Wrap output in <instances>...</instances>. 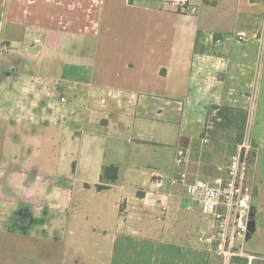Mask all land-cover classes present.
<instances>
[{
  "label": "crops",
  "instance_id": "obj_1",
  "mask_svg": "<svg viewBox=\"0 0 264 264\" xmlns=\"http://www.w3.org/2000/svg\"><path fill=\"white\" fill-rule=\"evenodd\" d=\"M172 1L0 0V54L9 64L2 84L18 91L3 104L5 192H18L13 212L34 223L24 235L61 246L50 264H225L201 241L210 220L169 176L177 146L192 150L193 176L216 172L202 139L208 108L218 105L248 111L259 184L264 0H189L185 10ZM192 101L205 115L196 116ZM177 122V146L155 155L163 172L153 169L144 187L121 180L124 152L106 149L109 138L133 134L128 172L151 163L148 145L170 144ZM108 165L118 178L99 190ZM262 190L263 181L258 202Z\"/></svg>",
  "mask_w": 264,
  "mask_h": 264
},
{
  "label": "rangeland",
  "instance_id": "obj_2",
  "mask_svg": "<svg viewBox=\"0 0 264 264\" xmlns=\"http://www.w3.org/2000/svg\"><path fill=\"white\" fill-rule=\"evenodd\" d=\"M31 43L32 41H30V46L33 47V44ZM11 45L13 47L18 46L15 44ZM35 50L36 48L33 51ZM3 67H9V64L5 65L2 63V54H0V264H41L42 261L46 264H50L51 261L56 263L57 261H60L59 249H61V246L57 247L55 243L51 244V241H39L31 236H28L26 234L24 235L22 231H27L28 227L33 226L34 223L31 224L30 219L26 223L19 222L18 217L20 215L18 214V212H13L16 204H11L10 201L12 202V200H9L11 198L18 200V192L13 188L12 189L14 191L11 190L10 193L5 192V189L7 188H5L6 186H4V179L7 176V171L4 170V167L5 169L9 167L8 164H4V162L9 159L10 154H7V157H5L4 148H8L7 145L9 144L8 141L10 140V138L8 136L9 125L6 119H4L5 112L3 110V104H6L7 100L17 97L18 91L17 88H15V90H9L7 86H4L2 84L4 81V74L2 73L1 68ZM191 105L192 107H194L193 112L197 117L205 115V111L200 110V104L192 101ZM207 112L208 117L206 118L205 125L208 126L206 137L208 138L209 142L206 145H208L209 148H211L210 146H212L213 149H211V152L213 153L210 156L213 157L215 162L219 163V165H223L225 163V160L235 152L237 147L244 143L246 146L250 147L251 154H253V163L256 158L258 145L253 142V140L248 137L246 133L243 142L241 144H236V142H234L235 130H233L231 127L226 126V123L225 121H222V118L217 119L216 114L218 111L216 109H213L211 106L208 108ZM131 122L132 119L129 118V123L131 124ZM172 126V133L174 134V137L171 138L170 144H160L155 147H153L152 145H148L147 153L150 154L148 159L151 160V163L149 165L138 164V166L132 167V171L128 172H126L128 164L126 162V156L124 154L130 152L133 148L132 144L127 141V138L133 134L129 129H127L125 130L126 133L124 132L125 139L115 140L109 138L108 143H106V149L112 147L113 149L115 148L116 150H118L117 152L119 153L122 151L124 152V154H121V157L118 159L121 168V180L125 178L128 181H135L136 186L144 187L145 185H147V182H150V174L153 169L163 172L162 166L156 162L155 155L156 153L163 150H173L177 146V137L181 129V125L177 122ZM135 133L138 132L136 131ZM14 152L15 151H13V155ZM260 171L261 172L258 184V178L255 179L252 167H250L248 170V182L251 186L254 187L256 231L249 239L246 240L244 247L248 253L264 255V168H262V166ZM262 181V196L260 197V202H258V186L261 185ZM9 227L13 229L20 228L18 230L22 231L21 233L14 231L17 232V234L11 235L3 233L8 232ZM25 239L30 240V244H26V242L24 241ZM251 256H253L251 260L240 259V262L236 264H264V258H262V256Z\"/></svg>",
  "mask_w": 264,
  "mask_h": 264
},
{
  "label": "built area",
  "instance_id": "obj_3",
  "mask_svg": "<svg viewBox=\"0 0 264 264\" xmlns=\"http://www.w3.org/2000/svg\"><path fill=\"white\" fill-rule=\"evenodd\" d=\"M172 3L180 10L189 6V0H173ZM65 100V97L61 98V101ZM202 140L204 143L209 141L207 137ZM250 158V147L242 143L225 164L217 167L214 174L193 176L190 171L192 150L179 147L175 154V170L169 176V183L183 187L191 201L210 220V230L201 235V241L214 250L225 264L234 258H253L244 247L250 214L254 211V187L248 182ZM154 179L158 185L163 183L160 174H155ZM166 209L167 206H163V210Z\"/></svg>",
  "mask_w": 264,
  "mask_h": 264
},
{
  "label": "trees",
  "instance_id": "obj_4",
  "mask_svg": "<svg viewBox=\"0 0 264 264\" xmlns=\"http://www.w3.org/2000/svg\"><path fill=\"white\" fill-rule=\"evenodd\" d=\"M212 3H215L212 2ZM213 109L218 112L216 114L217 119L222 118L225 125L235 130L236 144H241L245 138L248 111L240 108H233L228 106L213 105ZM236 151V150H235ZM253 154H251L250 162L253 161ZM118 167L116 165L105 166L101 175L102 184L97 185V189L102 190L108 187L107 183L115 181L118 178ZM241 258H234L233 261L239 263Z\"/></svg>",
  "mask_w": 264,
  "mask_h": 264
},
{
  "label": "water",
  "instance_id": "obj_5",
  "mask_svg": "<svg viewBox=\"0 0 264 264\" xmlns=\"http://www.w3.org/2000/svg\"><path fill=\"white\" fill-rule=\"evenodd\" d=\"M244 149L242 150V153H241V156H242V159L244 157ZM256 230V221H255V213L254 211L251 212L250 214V220H249V229H248V234H247V239H249L252 234L255 232Z\"/></svg>",
  "mask_w": 264,
  "mask_h": 264
},
{
  "label": "flooded vegetation",
  "instance_id": "obj_6",
  "mask_svg": "<svg viewBox=\"0 0 264 264\" xmlns=\"http://www.w3.org/2000/svg\"><path fill=\"white\" fill-rule=\"evenodd\" d=\"M28 220H25V219H21L19 220V222H23V223H26Z\"/></svg>",
  "mask_w": 264,
  "mask_h": 264
}]
</instances>
